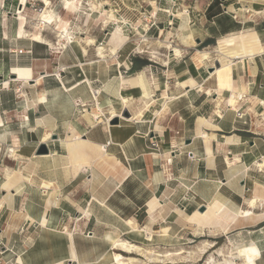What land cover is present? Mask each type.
<instances>
[{
    "label": "crops",
    "instance_id": "1",
    "mask_svg": "<svg viewBox=\"0 0 264 264\" xmlns=\"http://www.w3.org/2000/svg\"><path fill=\"white\" fill-rule=\"evenodd\" d=\"M206 13L207 24L200 29L189 18L194 23L188 25V33L199 35L202 42L244 31L255 33L261 51L252 58H234V66H227V73L219 78L220 86L216 79L211 83L210 72L205 76L210 66L202 64L191 68V73L185 70L186 78H176L169 91L161 82V92L148 98L139 88L141 72L133 79L121 77L119 85L131 83L124 90L129 102L120 87L112 95L92 91L95 108L110 107L113 118H119L123 107L135 106L130 118L118 119L117 125L106 124L103 111L100 122L84 114L87 125L73 122V99L79 95L83 103V93L76 88L71 95L61 92V86L40 87L48 81L47 71L39 74L48 75L37 84L39 88L17 79L15 67L29 70L32 76L38 56L45 50L38 41L21 42L23 52L32 51L27 61L20 62L18 55L9 65L0 60V69L10 68L16 82H22L19 88L23 91L10 109L0 113V130L26 134L33 147L48 140L53 145L48 155L19 156L16 170L29 175L34 183L21 176L11 190L0 186L1 234L7 237L8 256L13 254L20 264H89L110 260L114 250L123 252L114 248L117 238L141 244L152 232L155 244L167 248L195 226L196 234H203L204 228L213 235L225 234L227 250L222 252L232 260V256H240L244 262L243 256H248L255 264H264V207L257 206L264 204V175L260 178L248 171L264 157V139L254 137L264 131V0H232L226 9L213 6ZM67 76L57 78L65 92L71 83ZM33 89L42 92L46 102H33L38 96ZM185 101L189 104L184 105ZM199 117L208 123L200 124ZM153 131L157 135L151 137ZM47 135L50 138L45 140ZM226 158L233 165L227 167ZM109 161L120 168L117 174L99 168L98 164L108 166ZM42 181L53 186L42 188L38 184ZM102 181H106L103 186ZM202 206L205 210L200 212ZM244 211L250 215L244 216ZM254 220L257 222L252 224ZM160 226L168 228L167 237H157L155 230ZM20 228L23 234L13 239V232ZM241 246L244 255L235 249ZM232 260L225 259V263Z\"/></svg>",
    "mask_w": 264,
    "mask_h": 264
},
{
    "label": "rangeland",
    "instance_id": "2",
    "mask_svg": "<svg viewBox=\"0 0 264 264\" xmlns=\"http://www.w3.org/2000/svg\"><path fill=\"white\" fill-rule=\"evenodd\" d=\"M20 1L0 0V60L6 61L7 65L15 63L16 55L19 56L20 62H25L30 58V54L32 53L31 49L19 53V50H23L20 46L22 45L21 42L24 40L30 42L26 37L18 38L16 35V29L19 25L18 8ZM48 1L50 2L48 9L52 10L55 15H60L68 21V27L73 35L76 36L79 33L78 36L80 35L84 39L92 38L94 42L90 44L91 46H85L78 40L71 44L64 43L62 47V45L56 44L58 37L54 30V24L42 25V38L55 42V46L52 47L46 43L39 42L45 50L44 52H40L41 55L38 56L39 60L30 77L29 84H35L33 80L39 76L41 71H47L50 73L48 81L40 85V87L56 88L61 86V92L65 94L71 93V95L75 93V88L78 89L83 93V103L80 101V97H77L79 95L73 99L72 106L74 110L71 119L75 123L83 124V126L88 124L87 119L84 116L82 118L85 110L91 114L96 113L97 115H101L99 111L94 109L95 102L91 101L92 91H109L108 93L112 95L117 93V89L120 87L123 89L122 96L129 102L130 99L126 96L127 93L124 90L131 83L119 85L121 77L133 79L137 73L144 72L151 88V94H155L160 93L163 87L166 91L173 89L176 78L181 80L186 78L187 73L183 74L185 70L189 69L191 73V68L199 66L193 60L197 50L208 54V59L204 62H207L210 68L212 67V70L209 71V68L207 71L205 70V76H208L209 72H213L216 67H220V62L218 66L215 65L218 59H222L223 61L228 60V56L218 52V40L220 38L202 42L199 35L197 37L191 35L192 42L190 40V44L186 46L179 39V35L187 34V26L193 25L194 22L189 20V18L196 21L195 27L198 29L203 28L204 24L205 26L207 24L204 16L207 15L206 12L210 7L215 6L219 9H226V6L232 0H84L82 5L83 13L80 12L77 15L66 13L65 10L63 13V0ZM25 2L27 3L22 13L25 16V29L28 34L39 29V14L44 10L46 4L44 0H25ZM92 5L95 7L92 8ZM110 11L113 12L114 18H108L107 15ZM178 13L180 14L178 15ZM201 22L203 25H201ZM118 29L121 31V40L117 35ZM165 30L168 31V34ZM198 38L199 40H196ZM167 43H172L170 44L172 45L171 48L175 46L180 48L181 55H174V52L170 50L171 48L165 47ZM65 45L66 47H64ZM83 46H85L86 54L83 53ZM98 47H103L104 58L99 57ZM65 48H67L66 51ZM112 48H117L115 54H111L110 49ZM9 70L11 69L5 67L0 69V113L6 110L5 108L10 109L17 95L23 92L22 88H19L22 82L17 83L16 77ZM227 70V68H224L217 74L215 79L219 80V78L225 76ZM65 75H68L67 82L72 83H68V87L66 86L67 90H69L68 92L62 89V85L58 84L59 80L57 79L58 77L61 79V76ZM8 82L11 84L5 85ZM161 82L166 83L167 86H159ZM23 90L29 93L28 88H24ZM183 104L187 105L189 103L185 101ZM40 106L42 107V104ZM134 107V105H129L126 108L123 107L119 113V118H113L109 115L110 107L102 108V111L107 116L106 118H110L109 123L111 125H117L118 119L122 118V120L126 121V118H130V113L133 112ZM161 108L159 106L157 108L158 111ZM239 112H241V109H238V116H240ZM13 114L15 115V113ZM19 114L22 113L19 111ZM27 117H18V120L24 121ZM106 118L103 117V120L105 121ZM3 133L4 130H0V183L6 179L8 172L16 169L19 156H23V154L27 156L48 155L50 147H53V145H49L52 140L33 147L31 142H29L30 140L26 138V134L13 132L12 134L4 135ZM185 133L193 134V132ZM61 135L65 136V133ZM156 135L157 132L153 131L151 137ZM149 136L150 134L147 133V137ZM254 137L264 139V131ZM41 144H45L48 150L47 153H44V148ZM10 149H14L15 152L12 153ZM37 151L41 153L37 154ZM186 156L190 157L188 152ZM98 165H100L99 168L105 169L106 174H110L111 172L117 174L120 170V168L116 167L118 165L114 161H109L108 166ZM248 171L257 177L260 175V178H262L261 175H264V171H259L256 166H251ZM105 183L106 181H102V186ZM89 187L90 185L88 184L87 188ZM1 190L0 188V192ZM3 190L6 191L5 188ZM251 195H253L252 192ZM257 206L261 208L262 206L264 207V204L259 203ZM255 222L257 221L254 220L252 224H255ZM2 229L3 226L0 223V264H20L16 256H13V254L8 256L11 251L6 249L7 237L2 236ZM60 230L64 231V228H60ZM71 230L74 231L75 227H72ZM71 230L69 229V231ZM195 231V226L189 227L183 235H179L177 239L175 238L173 244L168 245L167 248L155 244L156 242L154 241L147 242L144 238L141 239V244L131 242L145 250L148 249L165 256H145L146 254H142L143 250L131 253L118 250H114V252L128 258L135 257L139 261L137 264L243 263L240 256H232L234 258L232 260L230 254L226 256L222 252V250H227L225 234L217 233L213 235L212 231L207 228L202 230L203 234H196ZM21 234H23V230L20 228L16 232H13V239L15 238L14 235L20 236ZM205 242L212 243V245L207 246L206 251L203 253L199 249L204 246ZM214 249H217V255L215 256L212 254ZM219 251L222 252V255L219 254ZM150 257L158 258L161 261L157 262L154 260L155 262H149ZM106 259L103 258L101 261H93L89 264H116L114 256H110V260ZM225 259L232 260V262L225 263Z\"/></svg>",
    "mask_w": 264,
    "mask_h": 264
},
{
    "label": "bare ground",
    "instance_id": "3",
    "mask_svg": "<svg viewBox=\"0 0 264 264\" xmlns=\"http://www.w3.org/2000/svg\"><path fill=\"white\" fill-rule=\"evenodd\" d=\"M44 2L46 4V7L39 14V18H38V21L40 24L39 29L27 34V31L25 29L26 20H25V16L22 13V9H21L25 3V0H21L20 7L18 10L19 21H20V24H19L20 27H19V33H18L19 38L26 37L30 41L43 42V43H46L48 46L53 47V46H55V42L47 41L44 38H42L41 26L42 25L44 26L45 24H49V25L54 24V28H55L54 30L56 31V34H57L56 36L58 37L56 44L62 45V47H63L64 43L71 44L72 42L78 41V40L81 41L85 46L93 44L94 40L92 38H87V39L85 38L84 39L80 35H79L80 37L78 36L79 33L76 34V36L73 35L72 32H70L71 31L70 28L68 27V24H69L68 21L66 19H64L63 17H61L60 15H55L52 12V10L48 9L49 4H50V2L48 0H44ZM83 2H84V0H63V6H62L63 13H64V10L66 11V13H69V14L74 13L75 15L79 14L80 12L83 13V10H82ZM244 5H246V4H244ZM93 7H95V6L92 5V8ZM180 13H178V15ZM107 16H108V18H112V17L114 18V14L112 11H110ZM187 28H188V26H187ZM117 31H118L117 35H118L119 39L121 40V37H122L121 31H120V29H118ZM191 35H192L191 33L181 34V35H179V38H180L181 42L187 46L188 44H190V40L192 39ZM191 42H192V40H191ZM218 43H219L218 52L228 56V60L227 61H223L222 59L217 60L218 64H219V62L221 64L220 67H216L213 72H210V76H211L210 80H211V83H214V84L217 82L215 80V78L217 77L218 73H220L227 66H230V67L234 66V60H232V59L242 58L244 56H248L249 58H252V56L255 53L260 52L262 49L261 48L262 44L260 45L258 36L255 33H250V32L249 33L248 32H245V33L241 32L239 35H236V36H234V35L224 36V37L219 39ZM170 44H172V43L165 44V47L171 48L172 45H170ZM85 46L82 47L84 52H86ZM173 46H175V45H173ZM64 47H66V45ZM116 49L117 48L110 49L111 54H115ZM61 50H62V48H61ZM102 50H103V47H98V55H99V57L104 58V54H103ZM170 50L172 52H174V55H181V49L178 48L177 46L172 47ZM206 59H208V54L205 52H201V51L197 50L193 60H195L196 64H198L200 66L202 64H207V62L206 63L204 62ZM14 72H15V74H17V79H22L23 84L30 87V88H34V86H37V84H40L42 78H44L45 76H48L47 74L39 75L36 79L33 80L35 82V84L33 85V84H29L30 76H31V73L29 70H25V69H21L19 67H15ZM58 79H60V78L58 77ZM138 82H139V88L141 90L142 95L144 97L148 98L151 95V89H150V86H149L147 79H146L143 72H141L139 74ZM218 85L219 86L222 85L219 80H218ZM36 90H34V91H36ZM37 91H38V96L35 97V100H33V102H35V101H39L41 103L46 102V96L42 92H40L39 90H37ZM95 95L96 94L94 93L93 96L95 97ZM94 109H96L100 113L102 112L100 106H98L97 108H94ZM84 115L89 119H94V122H96V123H97V121L100 122V120H99L100 117L96 113L91 114L87 110H85ZM198 121L200 124H207L208 123L203 117H199ZM6 131H7L6 133H3L4 135L9 134L8 130H6ZM48 137H49V135H47L44 139L46 140ZM226 140L228 142L233 141L230 137H226ZM62 146H64V141H62ZM11 151H12V153L15 152L14 149H12ZM226 163H227V167L233 165L227 158H226ZM256 166L264 170V157L262 158V160H260L256 163ZM24 169L26 170V168H24ZM21 176H24L29 181L34 183V181L32 180V178L29 175H24V174L22 175L21 171L14 169L11 172H8L6 175V179L3 180L2 183H0L1 188L11 190L9 188H11L12 186H15L17 181H19L21 179ZM38 184L42 188H45V189L53 186L52 183L47 182V181H42ZM7 195H8V193H7ZM1 204L2 203L0 202V206H1ZM239 212H240V210L238 211V213ZM243 214H244V216L250 215V213L247 211H244ZM133 231L138 232L137 229H134ZM155 231H156L157 237H167L168 236V228H166L165 226H160V227H158V230H155ZM120 238H117L114 241V244H113L114 248H117L119 250H123L125 252H134V251H138V250H143L142 254H146L145 256H157V257L160 256L159 253H155L154 251H151L148 249L145 250L142 247L125 240L124 238L123 239H120ZM153 238H154V236H153L152 232H149L147 234L145 241L151 242V241H153ZM207 246H210V243L205 242L204 246L201 247L199 250L204 253L206 251ZM235 249L238 250V252L240 254L244 255V253H245L244 246L235 247ZM144 252H147V253H144ZM167 256H168V254H167ZM243 258H244V262L242 264H255L254 260L251 259L250 257L243 256ZM74 259H75V256H74ZM114 259H115L117 264H137L139 262L138 259H135V257L134 258L124 257L120 253H115ZM149 259H150L149 262H155L154 260H156L157 262L161 261L155 257H153V258L150 257Z\"/></svg>",
    "mask_w": 264,
    "mask_h": 264
},
{
    "label": "water",
    "instance_id": "4",
    "mask_svg": "<svg viewBox=\"0 0 264 264\" xmlns=\"http://www.w3.org/2000/svg\"><path fill=\"white\" fill-rule=\"evenodd\" d=\"M197 42H198V41H197ZM215 65L218 66V65H219L218 62H216ZM211 70H212V67L209 68V71H211ZM115 122H116V120H115ZM115 122H114V123H115ZM52 137H53V138H56V135H53ZM185 142H186V143H189L190 140L187 139V140H185ZM41 145H42V147L44 148V153H47L48 150H47L45 144H41ZM40 153H41V152L37 151V154H40ZM242 184H243V182H242ZM204 210H205V207H204V206H202V207L199 208V211H200V212H203Z\"/></svg>",
    "mask_w": 264,
    "mask_h": 264
},
{
    "label": "built area",
    "instance_id": "5",
    "mask_svg": "<svg viewBox=\"0 0 264 264\" xmlns=\"http://www.w3.org/2000/svg\"><path fill=\"white\" fill-rule=\"evenodd\" d=\"M26 3H27V2H25L24 7H25ZM22 11H23V9H22ZM21 52H22V50H19V53H21ZM110 117H111V116H110ZM105 122H106V124L109 125L110 118H106V119H105ZM178 133H179V132L176 131V134H178ZM109 143H110V141H107V144H109ZM189 155H190V154H189Z\"/></svg>",
    "mask_w": 264,
    "mask_h": 264
}]
</instances>
